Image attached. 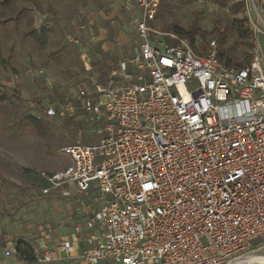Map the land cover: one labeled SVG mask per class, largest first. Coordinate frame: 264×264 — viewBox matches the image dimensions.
Returning a JSON list of instances; mask_svg holds the SVG:
<instances>
[{"label": "built area", "instance_id": "1", "mask_svg": "<svg viewBox=\"0 0 264 264\" xmlns=\"http://www.w3.org/2000/svg\"><path fill=\"white\" fill-rule=\"evenodd\" d=\"M163 1L132 0L135 53L108 82L93 79L60 111L47 110L71 117L78 103L99 137L62 148L66 166L45 176V194L74 187L100 195L74 229L86 232L88 247H57L67 261L230 264L264 248V28H255L249 63L227 67L215 40L197 49L155 29ZM34 256L36 264L53 260Z\"/></svg>", "mask_w": 264, "mask_h": 264}, {"label": "rangeland", "instance_id": "2", "mask_svg": "<svg viewBox=\"0 0 264 264\" xmlns=\"http://www.w3.org/2000/svg\"><path fill=\"white\" fill-rule=\"evenodd\" d=\"M136 12L132 0H0L2 238L29 231L34 236L61 221L67 211L79 215L90 200L97 205L93 197H69L59 189L43 193L45 176L66 166L62 148L94 145L99 140L87 130L78 103H73L71 117H49L47 110L60 111L68 97L82 86L89 87L91 73L85 70L83 58L96 67L90 39L113 21L129 25ZM262 25L255 0H164L154 27L197 49L215 40L218 51L224 52L222 63L230 60L232 67H239L250 61L255 28ZM258 38L263 47L264 37ZM101 60V74L95 79L103 84L109 81L116 60ZM11 90L22 101L14 99ZM29 118H35L37 126ZM250 256L264 257V248L253 246L236 262Z\"/></svg>", "mask_w": 264, "mask_h": 264}, {"label": "crops", "instance_id": "3", "mask_svg": "<svg viewBox=\"0 0 264 264\" xmlns=\"http://www.w3.org/2000/svg\"><path fill=\"white\" fill-rule=\"evenodd\" d=\"M260 6V12L264 21V0H255ZM137 11V9H136ZM138 13V11L136 12ZM121 16V15H119ZM117 20L120 21L119 17ZM134 22L130 20L129 25L118 24L114 21L111 26L100 30L98 34L90 39V44L95 48V63L96 67L90 65L91 80L95 79L97 75L101 74L102 60L101 59H115L117 64L132 56L137 50L138 41L134 31ZM264 28V25H262ZM264 41V40H263ZM262 46V44H261ZM264 50V42L263 47ZM89 61V59H88ZM90 62V61H89ZM69 197H77L74 187H68ZM87 197H93L97 205L91 203L82 209L81 214L75 213V210L67 211L66 216L61 221L54 222L51 226L39 229L34 236L33 231L30 233H10L4 236L0 233V262L2 264H29L23 261L16 253V245L18 242H24L33 251L34 254H41L43 252L52 253V262L49 264H82L78 260L67 261L64 259L62 253L57 251V247L63 241L72 243L76 254L81 253L82 250L88 247L85 240V231L75 235L74 229L84 225L85 221L96 211L101 205L100 195L97 192H91ZM92 204V205H91ZM77 211V209H76Z\"/></svg>", "mask_w": 264, "mask_h": 264}, {"label": "trees", "instance_id": "4", "mask_svg": "<svg viewBox=\"0 0 264 264\" xmlns=\"http://www.w3.org/2000/svg\"><path fill=\"white\" fill-rule=\"evenodd\" d=\"M162 4H163V2L161 3V6H162ZM160 6V7H161ZM175 33L177 34V35H182V33L181 32H179V31H175ZM219 38H221V40H222V35H219ZM221 42V41H220ZM223 55H224V52H223V50H219L218 51V57H219V60L222 62V59H223ZM249 63V62H248ZM247 63V64H248ZM246 64V65H247ZM225 66H227V67H232L231 66V61L230 60H227L226 62H225ZM245 66V65H244ZM239 67H243V66H239ZM238 67V68H239ZM4 89V88H3ZM5 90V89H4ZM9 91V90H8ZM11 94H12V96H13V98L14 99H16V100H18V101H22L21 100V97H20V94L19 93H17L15 90H11ZM37 120L35 119V118H29V123L32 125V126H37L36 124H37ZM42 182V185L43 186H47V183H46V181H44V180H42L41 181ZM16 253H17V255L19 256V258H21L23 261H25V262H27V263H29V264H32V263H34V260H35V256H34V253H33V251H32V249L27 245V244H25L24 242H18L17 243V245H16Z\"/></svg>", "mask_w": 264, "mask_h": 264}, {"label": "bare ground", "instance_id": "5", "mask_svg": "<svg viewBox=\"0 0 264 264\" xmlns=\"http://www.w3.org/2000/svg\"><path fill=\"white\" fill-rule=\"evenodd\" d=\"M238 261V260H237ZM234 263V262H233ZM236 264H264V257H247L244 261L236 262Z\"/></svg>", "mask_w": 264, "mask_h": 264}]
</instances>
